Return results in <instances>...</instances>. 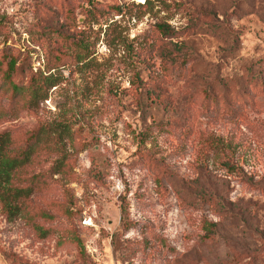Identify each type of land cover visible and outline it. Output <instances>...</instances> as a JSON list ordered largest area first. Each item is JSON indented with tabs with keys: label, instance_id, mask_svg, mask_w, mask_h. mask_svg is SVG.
Returning <instances> with one entry per match:
<instances>
[{
	"label": "rangeland",
	"instance_id": "rangeland-1",
	"mask_svg": "<svg viewBox=\"0 0 264 264\" xmlns=\"http://www.w3.org/2000/svg\"><path fill=\"white\" fill-rule=\"evenodd\" d=\"M139 2L0 0V264H264V0Z\"/></svg>",
	"mask_w": 264,
	"mask_h": 264
},
{
	"label": "trees",
	"instance_id": "trees-1",
	"mask_svg": "<svg viewBox=\"0 0 264 264\" xmlns=\"http://www.w3.org/2000/svg\"><path fill=\"white\" fill-rule=\"evenodd\" d=\"M151 0H142L140 5L147 4ZM162 27V26H160ZM12 60H8L6 68L1 71V76L9 83ZM55 77L51 73L35 74L26 84L12 83L14 91H26L22 95L25 105L33 106L44 98L47 90L55 84ZM59 141V137L54 141ZM57 147V146H55ZM33 151L28 143L23 146L17 141V137L10 134L8 130H0V207L10 217L16 215L23 209V199L31 195L34 186L25 181L21 170L30 162Z\"/></svg>",
	"mask_w": 264,
	"mask_h": 264
}]
</instances>
